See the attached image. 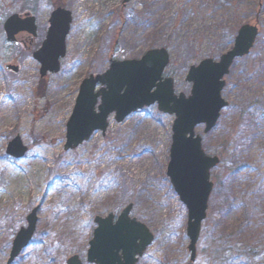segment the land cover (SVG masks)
<instances>
[{
    "label": "rangeland",
    "instance_id": "374dc122",
    "mask_svg": "<svg viewBox=\"0 0 264 264\" xmlns=\"http://www.w3.org/2000/svg\"><path fill=\"white\" fill-rule=\"evenodd\" d=\"M122 1L71 0L66 57L59 73L41 79L33 53L56 0H0V264H8L35 209V235L12 264H66L74 255L88 264L95 218L118 216L130 204L132 218L154 235L138 264H264V0H132L121 11ZM27 13L41 30L33 46L26 43L31 51L9 43L4 31L10 17ZM251 23L260 35L225 77L228 107L209 134L196 130L205 154L220 164L211 171L192 263L188 210L166 175L175 117L157 105L122 124L112 115L105 135L71 151L64 149L67 124L85 79L104 74L112 60H139L155 49L168 51L164 77L188 97L190 68L219 62ZM16 138L28 149L20 160L7 154Z\"/></svg>",
    "mask_w": 264,
    "mask_h": 264
},
{
    "label": "water",
    "instance_id": "95a60500",
    "mask_svg": "<svg viewBox=\"0 0 264 264\" xmlns=\"http://www.w3.org/2000/svg\"><path fill=\"white\" fill-rule=\"evenodd\" d=\"M71 24V12L61 8L53 12L46 39L33 53L34 60L41 65V79L60 72ZM4 31L7 41L17 45L19 34L36 35L35 19L30 15H14L6 21ZM259 32L256 24L242 26L234 47L219 62L209 59L191 67L186 77V82L192 85L188 97L177 95L173 79L164 78L170 63L166 49L148 51L139 60L111 61L104 74L92 75L82 82L67 124L64 149L71 151L88 142L95 133L105 135L112 115L118 124H122L133 113L157 105L160 113L175 117L166 175L188 210V250L192 263L196 259L202 223L206 220L214 187L210 181L211 171L220 164L219 158L205 154L196 129L203 126L204 134H209L216 127L221 112L228 107L222 97L225 77L237 59L250 54ZM6 70L18 72V68L11 66ZM27 152L20 138L10 142L7 148V154L18 160ZM133 206L128 205L117 218L112 212L105 218H95L97 228L87 253L89 264H138L154 242V235L145 224L131 217ZM27 222L28 227L21 229L13 242L8 264L30 245L37 227V209L28 216ZM67 264L82 262L74 255Z\"/></svg>",
    "mask_w": 264,
    "mask_h": 264
},
{
    "label": "flooded vegetation",
    "instance_id": "af4514ba",
    "mask_svg": "<svg viewBox=\"0 0 264 264\" xmlns=\"http://www.w3.org/2000/svg\"><path fill=\"white\" fill-rule=\"evenodd\" d=\"M124 1L125 0H123L122 1V5H121V11L122 10H125L126 9V7H128V4H130V3H128V4H125L124 3ZM71 6H72V3H71V0H56V4H55V6L53 7V11H52V13H51V15H50V18H49V21L46 23V27L42 30L43 31V33L45 34L46 33V36H47V32H48V29H49V27H50V20H51V17H52V14H53V12L55 11V10H57V9H59V8H61V9H64V10H67V11H69V12H71V14H72V20H73V13H72V11H71ZM25 15H30L31 17H33V15L31 14V13H27V14H25ZM34 18V17H33ZM35 19V18H34ZM73 22V21H72ZM40 32H41V30L37 27V29H36V35L35 36H33L32 34H29V33H27V32H25V33H21V34H19L18 36H17V42H18V46H22V47H24L25 48V50L26 51H31V48H29V49H26L27 48V45H26V43L27 42H29L30 43V45L31 46H33L34 45V41H36V39L40 36ZM30 46V47H31ZM28 218V217H27ZM28 223V222H27ZM27 227H28V225H27ZM37 228V227H36ZM97 228V227H96ZM95 228V229H96ZM95 229H94V231H95ZM21 231V230H20ZM19 231V232H20ZM94 231H93V235H94ZM18 235V234H17ZM35 235V234H34ZM93 235H92V239H93ZM34 237V236H33ZM33 239V238H32ZM91 239V240H92ZM90 240V241H91ZM14 242V241H13ZM31 242V241H30ZM90 243V242H89ZM89 245V244H88ZM29 247V246H28ZM27 247V248H28ZM12 248H13V244H12ZM12 248H11V251H12ZM89 250V249H88ZM87 253H88V251H87ZM10 254H11V252H10ZM22 254V253H21ZM20 254V255H21ZM80 258V257H79ZM9 259H10V257H9ZM17 259V258H16ZM15 259V260H16ZM14 260V261H15ZM81 260V259H80ZM13 261V262H14ZM8 262H9V260H8ZM82 262V261H81ZM88 263V262H87ZM12 264V263H11ZM67 264V263H66ZM83 264V263H82ZM89 264V263H88Z\"/></svg>",
    "mask_w": 264,
    "mask_h": 264
},
{
    "label": "trees",
    "instance_id": "16d2710c",
    "mask_svg": "<svg viewBox=\"0 0 264 264\" xmlns=\"http://www.w3.org/2000/svg\"><path fill=\"white\" fill-rule=\"evenodd\" d=\"M36 95H37L38 97H40V96L43 95V88H42V87H39V88H38V91L36 92Z\"/></svg>",
    "mask_w": 264,
    "mask_h": 264
}]
</instances>
